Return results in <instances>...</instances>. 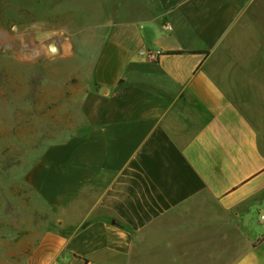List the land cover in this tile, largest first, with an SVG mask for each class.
Segmentation results:
<instances>
[{"label": "crops", "instance_id": "0c3cea01", "mask_svg": "<svg viewBox=\"0 0 264 264\" xmlns=\"http://www.w3.org/2000/svg\"><path fill=\"white\" fill-rule=\"evenodd\" d=\"M107 3L88 130L28 172L46 223L0 264H264V0Z\"/></svg>", "mask_w": 264, "mask_h": 264}, {"label": "rangeland", "instance_id": "374dc122", "mask_svg": "<svg viewBox=\"0 0 264 264\" xmlns=\"http://www.w3.org/2000/svg\"><path fill=\"white\" fill-rule=\"evenodd\" d=\"M111 15L107 0H0V259H21L46 223L26 177L49 148L87 132L81 100Z\"/></svg>", "mask_w": 264, "mask_h": 264}, {"label": "water", "instance_id": "95a60500", "mask_svg": "<svg viewBox=\"0 0 264 264\" xmlns=\"http://www.w3.org/2000/svg\"><path fill=\"white\" fill-rule=\"evenodd\" d=\"M49 55L51 57L60 56L63 53V49L57 41L48 44Z\"/></svg>", "mask_w": 264, "mask_h": 264}, {"label": "built area", "instance_id": "2783aa9c", "mask_svg": "<svg viewBox=\"0 0 264 264\" xmlns=\"http://www.w3.org/2000/svg\"><path fill=\"white\" fill-rule=\"evenodd\" d=\"M167 27L170 28L169 25ZM147 57H149V59H151V60H157L158 59V55H155V54H150ZM262 219H264V215L262 216Z\"/></svg>", "mask_w": 264, "mask_h": 264}, {"label": "bare ground", "instance_id": "6f19581e", "mask_svg": "<svg viewBox=\"0 0 264 264\" xmlns=\"http://www.w3.org/2000/svg\"><path fill=\"white\" fill-rule=\"evenodd\" d=\"M2 69V68H1ZM7 72V71H6ZM1 74V73H0ZM1 81V80H0Z\"/></svg>", "mask_w": 264, "mask_h": 264}]
</instances>
